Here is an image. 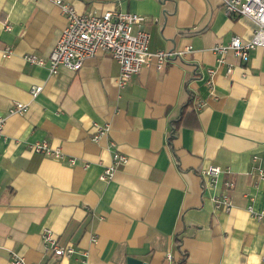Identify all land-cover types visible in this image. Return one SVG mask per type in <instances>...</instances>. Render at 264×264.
Masks as SVG:
<instances>
[{
	"label": "crops",
	"instance_id": "crops-1",
	"mask_svg": "<svg viewBox=\"0 0 264 264\" xmlns=\"http://www.w3.org/2000/svg\"><path fill=\"white\" fill-rule=\"evenodd\" d=\"M63 2L145 16L149 49L181 53L124 87L109 53L52 74L25 56L49 55L66 25L60 6L0 0V49L12 51H0V264L15 253L30 264H264V223L247 210L264 209V48L248 62L230 52L219 63L213 51L235 35L251 39L257 24L227 15L222 0ZM14 103L27 111L9 114ZM94 123L109 133L94 140ZM37 142L64 157L36 152ZM114 151L128 161L102 180ZM210 166L222 170L215 183L201 173ZM225 193L229 211L214 204ZM45 229L74 252L51 255Z\"/></svg>",
	"mask_w": 264,
	"mask_h": 264
},
{
	"label": "built area",
	"instance_id": "built-area-1",
	"mask_svg": "<svg viewBox=\"0 0 264 264\" xmlns=\"http://www.w3.org/2000/svg\"><path fill=\"white\" fill-rule=\"evenodd\" d=\"M60 6L62 13L66 18V25L62 29L56 44L49 55L39 57L35 54L25 56L26 60L31 63L46 65L52 74H56L60 66L68 67L72 70H79L87 59L98 55L99 53H109L120 66L117 85L124 87L133 76L140 73L144 67L155 66L161 70L167 62L179 55L181 52L149 49L150 34L144 29L142 24L146 17L137 13L123 12L119 10H110L100 15L95 13H80L77 9L63 0H51ZM225 13L229 16L245 15L250 17L256 24L257 28L253 37L244 40L241 36H233L228 43L217 44L213 51L217 55V61L223 63L225 56L232 52L235 56L248 62L250 52L257 48H264V0H222ZM7 29L11 25L5 24ZM138 26V30L135 27ZM192 47H188L191 49ZM5 56L11 54V49L5 47L0 49ZM232 70L229 67L228 71ZM210 75L214 72L213 68L208 69ZM211 93H214L212 79L207 81ZM41 87H33L32 96H36ZM28 107L24 103H14L10 108L9 114H23ZM6 117H0V139L4 132ZM95 133L94 140H99L102 136L110 131V124L94 123ZM112 146L115 143L111 142ZM36 152L53 156L57 159L64 157L58 148H52L47 142H37L32 147ZM256 159V157H255ZM128 156L114 151L112 154L111 164L104 170L101 175L102 180H111L115 171L120 165L126 164ZM71 164L75 160H70ZM222 170L219 166H210L202 170V176L211 177L215 183ZM261 178H264V168L258 170ZM232 181H226L225 186L230 189L233 186ZM216 208L223 207L226 211L231 210L232 203L228 194H223L214 198ZM250 215L264 223V209L256 210L252 204L247 207ZM42 240L47 251L53 256L70 255L74 252L71 246L60 247L57 238L50 229H45L42 233ZM12 264H30L18 254H12Z\"/></svg>",
	"mask_w": 264,
	"mask_h": 264
},
{
	"label": "water",
	"instance_id": "water-1",
	"mask_svg": "<svg viewBox=\"0 0 264 264\" xmlns=\"http://www.w3.org/2000/svg\"><path fill=\"white\" fill-rule=\"evenodd\" d=\"M127 264H148L147 262L142 261L141 259H137L135 257H128Z\"/></svg>",
	"mask_w": 264,
	"mask_h": 264
},
{
	"label": "trees",
	"instance_id": "trees-1",
	"mask_svg": "<svg viewBox=\"0 0 264 264\" xmlns=\"http://www.w3.org/2000/svg\"><path fill=\"white\" fill-rule=\"evenodd\" d=\"M176 125H177V124H175V127H177ZM174 133H175V131H174Z\"/></svg>",
	"mask_w": 264,
	"mask_h": 264
}]
</instances>
